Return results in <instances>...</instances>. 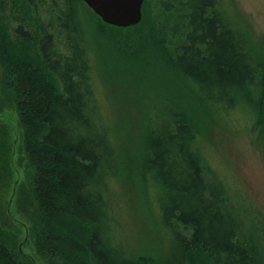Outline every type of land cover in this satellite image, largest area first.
<instances>
[{
    "label": "trees",
    "instance_id": "trees-1",
    "mask_svg": "<svg viewBox=\"0 0 264 264\" xmlns=\"http://www.w3.org/2000/svg\"><path fill=\"white\" fill-rule=\"evenodd\" d=\"M226 5L143 0L141 21L122 28L82 0H0V106L13 103L23 124L40 209L34 235L47 264H264L263 212L236 176L213 165L185 109L163 99L144 114L138 167L157 248H132L117 132L95 81L92 29L126 61L157 57L225 127L231 113L244 118L264 159V51ZM130 29L132 47L113 35ZM0 264L35 263L0 240Z\"/></svg>",
    "mask_w": 264,
    "mask_h": 264
},
{
    "label": "rangeland",
    "instance_id": "rangeland-1",
    "mask_svg": "<svg viewBox=\"0 0 264 264\" xmlns=\"http://www.w3.org/2000/svg\"><path fill=\"white\" fill-rule=\"evenodd\" d=\"M226 4L254 44L264 51V0H226ZM141 32L147 33L146 26ZM117 33L130 41L129 47L136 44L138 33L134 30L113 35ZM92 34L95 81L117 132L120 191L132 248L150 255L157 248L153 224L141 196L138 169L143 153L144 114L152 111L156 99L185 109L204 137L213 165L227 176H236L264 214V159L259 145L252 144L243 133L247 121L231 113L229 128L225 127L191 99L157 57L142 54L126 61L112 41L99 38L94 29ZM23 140V124L15 105L0 106V152L6 148L4 170L0 160V240L17 256L47 264L34 235L40 209L33 195L32 169Z\"/></svg>",
    "mask_w": 264,
    "mask_h": 264
},
{
    "label": "water",
    "instance_id": "water-1",
    "mask_svg": "<svg viewBox=\"0 0 264 264\" xmlns=\"http://www.w3.org/2000/svg\"><path fill=\"white\" fill-rule=\"evenodd\" d=\"M103 22L130 27L142 19L143 0H82Z\"/></svg>",
    "mask_w": 264,
    "mask_h": 264
}]
</instances>
